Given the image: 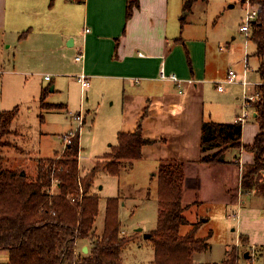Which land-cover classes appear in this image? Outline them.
Here are the masks:
<instances>
[{
	"label": "rangeland",
	"instance_id": "obj_1",
	"mask_svg": "<svg viewBox=\"0 0 264 264\" xmlns=\"http://www.w3.org/2000/svg\"><path fill=\"white\" fill-rule=\"evenodd\" d=\"M171 8L178 16L183 34L199 37L211 45L216 43L223 47L222 51L231 43L228 65H233L239 73H244L239 71L241 67L245 68L243 53H253L256 46L248 38V32H241L240 26L246 20L248 12L258 10V4L254 0H197L189 9L186 7V0H172ZM15 27H9L5 35L0 33V115L3 111L17 109L11 124L12 131L0 140V161L6 167L24 169L30 179L34 178L41 157H51L57 153L60 155L65 149L67 142L63 136L78 129L79 123L73 114L82 110L84 123L80 132L79 156L82 178L110 151L111 144L117 143L121 125L122 88L106 86L100 79L92 78L91 86L82 93L77 80V75L82 71V61L76 60L75 50L61 53L70 56V63L59 74L50 67L40 69L34 62L29 66L32 71L24 72L25 68L21 67V30H15ZM220 47L218 49L221 51ZM50 50L55 52L48 49V55ZM253 58L251 56L253 68L246 76L251 81L249 87L254 92L255 86L260 83V77L254 71ZM38 71L46 72L41 74ZM46 74L53 75L57 85L54 91L49 89L46 100L68 104L67 108L51 110L42 106V89L51 82L44 79ZM226 86L236 90L241 88L242 93L239 83H227ZM152 156L145 152L143 157L134 160L131 165L124 160L121 164L123 171L119 175L102 169L94 179L93 193L100 196V213L94 224V237L103 233L108 198L118 195L122 197L119 208L121 234L131 239L122 252L124 264H153L155 258L151 236L145 235L157 227L159 199L158 177L155 172L162 159ZM248 171L249 165H245L240 171L237 164L230 163L211 170L200 169V178L197 179V173H194L195 176L192 173L185 180L184 203L189 204L185 215L190 223L181 225L180 232H189L195 223L201 221L197 235L207 237L209 242L206 250L195 255L196 262L218 263L230 256L232 247L237 246L241 254L239 264H243V252L250 249L243 242V245L241 242L240 245L237 243L240 238L241 207L246 204L245 207L249 210L261 205L259 200L264 199L262 172L249 176L255 183L252 188L255 195L250 197L249 192H246L243 199H248L247 203L241 206L234 198L233 202L226 204V199L235 197L239 192L242 195L243 190L241 191L239 184ZM52 191H58L57 184L53 185ZM237 212L239 217L236 216ZM92 238L78 239L79 254L89 252H83L82 244L90 247ZM8 260L9 252H0V264ZM255 264H264V257L257 258Z\"/></svg>",
	"mask_w": 264,
	"mask_h": 264
},
{
	"label": "crops",
	"instance_id": "obj_2",
	"mask_svg": "<svg viewBox=\"0 0 264 264\" xmlns=\"http://www.w3.org/2000/svg\"><path fill=\"white\" fill-rule=\"evenodd\" d=\"M127 4L128 0H0V33L5 35L11 26L21 30V67L26 73L32 71L29 66L34 62L40 69L50 67L59 74L70 63V56L61 53H83L79 61L81 70L89 75L90 86L93 78L106 86L122 88L120 131H134L147 111L142 120L144 135L165 140L145 145L143 155L146 152L156 159L186 161V181L192 173L200 178L203 168L211 170L235 163L241 171L253 163L254 152L244 145L253 143L259 131L256 107L251 102L242 122L238 116L243 112V88L242 93L241 88H217V82L224 81L227 71L233 68L228 65L231 43L222 51L223 47L216 43L211 45L199 37L183 34L171 8L172 0H139L130 18L126 15ZM48 49L55 52L50 50L48 55ZM255 50L243 53L245 68L239 71L250 72L253 56L257 72L259 60L253 55ZM162 64L167 72L187 80L183 87L159 77ZM49 81L54 91L57 85L53 75ZM251 90L249 87V93L257 92ZM208 119L243 123L241 147L226 150L227 163L200 160L202 122ZM239 187L242 191L241 184ZM242 192L226 199V204L236 198L242 206L248 200L243 199L246 192L250 197L255 195L252 189ZM259 202L258 208L248 210L246 204L241 207L238 241L248 246L264 245V199ZM236 216L239 217L238 212ZM85 246L88 245L82 244V248ZM260 257H264V252Z\"/></svg>",
	"mask_w": 264,
	"mask_h": 264
},
{
	"label": "trees",
	"instance_id": "obj_3",
	"mask_svg": "<svg viewBox=\"0 0 264 264\" xmlns=\"http://www.w3.org/2000/svg\"><path fill=\"white\" fill-rule=\"evenodd\" d=\"M195 1L186 0V7L189 9ZM254 3L258 4L257 18L251 23L249 37L256 46L253 55L259 60L257 72L261 82L255 87L259 97L253 101L259 131L253 143L244 145L255 155L248 174L242 176L244 191L255 186L249 178L252 174L262 172L264 180V0H254ZM138 6L139 0H128L127 18ZM188 62L191 63L190 59ZM50 85L42 89V106L51 110L66 108L64 103L46 100ZM16 113L17 109L1 113L0 140L12 131ZM146 114L147 111L134 131H120L117 143L111 144L110 151L82 178L79 132L60 155L38 160L34 178L30 179L26 171L23 173L24 169L6 167L0 161V251L9 252V260L2 264H124L122 252L131 239L121 234L122 197L108 198L103 233L94 237L100 196L93 193L92 188L98 171L106 169L119 175L123 171L122 161L127 160L131 165L142 157L145 145L165 140L144 135L142 120ZM242 129L240 121L204 120L200 160L209 164L227 163L226 150L241 147ZM186 165L183 160L162 159L155 172L159 207L157 227L150 232L155 247L153 264H210L195 261V255L209 247L208 238L197 235L201 221L189 232H180L181 225L190 223L185 215L189 204L184 203ZM54 184L58 186L56 192L52 191ZM90 237L93 238L89 252L79 254L78 239ZM236 247H232L230 256L220 261L222 264L241 262Z\"/></svg>",
	"mask_w": 264,
	"mask_h": 264
},
{
	"label": "built area",
	"instance_id": "obj_4",
	"mask_svg": "<svg viewBox=\"0 0 264 264\" xmlns=\"http://www.w3.org/2000/svg\"><path fill=\"white\" fill-rule=\"evenodd\" d=\"M256 18H257V10L250 11L247 13L246 20L240 26L241 31L248 32L247 33L248 37H249L250 32H251V23ZM86 30L89 31V28H87ZM83 56H84L83 53H79L76 56V59L81 60V59H83ZM246 74L247 73H245V72H244V74H241L237 70H235L234 68H230L227 72V76L225 77V80L217 82V88L221 91L225 90V86L227 83H239L242 85V88H243V112L241 115L238 116V119L242 122L245 121V118L248 116L247 109L251 105V102L255 101L259 97L258 92L249 93L248 88L251 85V81L247 78ZM159 77L161 79H169V80L174 81L178 85V87H183L184 83L187 81V80L180 78L175 72H172V73L167 72L164 64H162V66L159 70ZM45 78L47 80H50L51 75H46ZM77 80L81 85L82 93L86 92L87 87L90 86L89 75L86 73V71L82 70L80 72V74L77 75ZM188 81L193 82L192 79H190ZM73 115L76 118V120H78L79 126H78L77 130H74V131L72 130L63 136L65 141L67 142V144L71 143L73 137L75 136V134L77 132H79V133L81 132V126L84 123L83 122L84 121V115L82 113V110L74 113ZM237 243H238V245H240L239 241ZM242 245H243V243H242ZM249 249H250L251 255L249 258L244 259L243 264H253V263L255 264L257 258H259L262 255V253L264 252V245L252 244V245H249ZM218 264H222V262H220Z\"/></svg>",
	"mask_w": 264,
	"mask_h": 264
},
{
	"label": "water",
	"instance_id": "obj_5",
	"mask_svg": "<svg viewBox=\"0 0 264 264\" xmlns=\"http://www.w3.org/2000/svg\"><path fill=\"white\" fill-rule=\"evenodd\" d=\"M54 89V87L52 86V88H51V90H53ZM23 173H25V171H23ZM146 237H150L151 236V233H148V234H146L145 235ZM89 250V247L88 246H85L84 248H83V252H87ZM250 250H246L245 252H244V256L246 257V258H249L250 257Z\"/></svg>",
	"mask_w": 264,
	"mask_h": 264
}]
</instances>
